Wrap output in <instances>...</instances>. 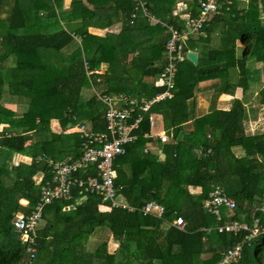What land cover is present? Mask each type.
Instances as JSON below:
<instances>
[{
	"label": "trees",
	"instance_id": "trees-1",
	"mask_svg": "<svg viewBox=\"0 0 264 264\" xmlns=\"http://www.w3.org/2000/svg\"><path fill=\"white\" fill-rule=\"evenodd\" d=\"M10 1L0 0V124L8 127L7 135L0 133V264H79V258L87 254L91 264L216 262L219 251L239 241L245 232L202 229L219 223L202 207L212 186L220 180L227 195L237 202L231 219L249 223V209L243 202L264 204V132L245 126L242 102L245 95L254 93L264 108V86H260L264 80V0H221L219 11L210 14L199 31L204 33L200 40L210 45L213 37L217 44L205 51L197 64L186 59L181 48L184 59L177 63L173 96L150 108L161 113L165 130L173 129L174 142L160 145L163 158L150 151L143 153L150 141L142 135L148 131L144 118L135 130L136 140L126 144L124 153L113 161L116 192L134 210L103 209L101 196L89 191H82L83 198L78 201V189L74 188L68 200H53L43 207L34 256L29 260L12 218L22 209L20 198L30 208L38 197L32 175L42 171L44 178L48 177L46 163L36 158H76L80 140L69 129L78 121L90 120L94 130L104 129V105L94 98L89 81L103 85L106 93L126 97L143 93L149 98L162 90L161 86L149 88L143 78L160 76L167 35L162 36L164 28L149 23L136 10L133 0H86L93 4L92 9L83 7L81 0H70L68 10H62L61 0ZM19 1L30 7L24 8ZM143 1L153 16L177 29L183 28L180 12L188 10L189 16L198 13L196 0ZM134 11L136 16L131 18ZM58 21L64 26L50 33L23 31L31 23ZM70 21L78 25L71 29ZM116 24L117 32L103 36L87 31L88 26L111 28ZM83 60L91 71L88 75ZM101 63L106 64L104 72H95ZM229 74L234 78L230 83ZM215 77L222 81L220 91L232 94L238 87L242 98H234L228 110H212L194 118L189 139L178 137L195 84ZM256 85L259 87L253 91ZM17 96L28 98L27 108L19 114L1 103L6 97ZM52 119L59 126L57 132L51 130ZM30 136L33 143L25 145ZM199 145L203 151L209 149V154H196L193 148ZM234 146L242 149L241 156L233 153ZM7 152L30 156L31 161L12 165L9 156H1ZM189 187H199L198 193ZM150 199L164 207L159 218L138 210ZM65 205L71 207L63 209ZM221 214L225 217L224 209ZM177 215L185 221L183 230L169 224ZM100 227L118 242L112 253L107 252L104 241L91 252L86 248L88 237ZM202 253L209 256L201 259ZM231 264H264V235L253 238Z\"/></svg>",
	"mask_w": 264,
	"mask_h": 264
},
{
	"label": "built area",
	"instance_id": "built-area-1",
	"mask_svg": "<svg viewBox=\"0 0 264 264\" xmlns=\"http://www.w3.org/2000/svg\"><path fill=\"white\" fill-rule=\"evenodd\" d=\"M136 10L139 11L149 23L158 24L164 28L167 38L163 47L164 65L159 76V86L162 90L149 98L139 97L137 100L130 101L123 94L106 93L90 83V90L94 98L104 105L103 117L105 125L103 130H94L90 120L78 121L73 132L79 137L78 151L76 158L71 160H51L38 156V161H44L48 169V177L44 178V173L39 172L38 178L33 177V181L38 185V197L30 206L26 214L23 215L22 223L19 226V237L25 243L24 250L27 259H31L35 252L36 231L42 224L43 207L53 200H68L74 188L78 189V201L82 200V191L97 193L101 196L103 209L111 207L124 208L128 211L134 210L116 192L114 186L115 170L113 167L114 159L124 153L126 144L136 140L135 130L139 123L146 118L148 129L153 125V116L150 111L151 106L161 100L169 99L173 96L175 87L174 79L177 72V63L181 55L178 49L181 40L189 34L197 33L206 24L210 14L217 13L223 4L221 0H196L198 13L195 16L187 15L183 19V28L177 29L171 24L163 22L153 16L146 8L143 0H133ZM136 16V12L131 13V18ZM86 70V61H82ZM97 72V69L95 70ZM91 71L86 70V75ZM146 138H152L149 131L142 134ZM159 142L172 140L165 132L156 134ZM147 143L143 147V152H148ZM193 151L196 154H209L210 150L195 146ZM94 171V172H92ZM77 202V201H76ZM106 202V203H105ZM237 202L227 195L223 183L218 180L208 192L203 200L202 207L205 212L212 214L219 223L212 227H203L206 232L215 229L217 232L238 233L244 231L242 238L232 246L220 251V257L213 264H231L241 255L244 246L249 245L251 240L258 235H264V204L247 205L243 202L242 206L248 207L250 222L231 219L232 210L237 207ZM71 207L65 205L63 209ZM225 210V217L221 211ZM138 210L143 215L159 218L163 212L162 204L155 200H147ZM260 213V216H258ZM178 230H183L185 221L179 215L175 216L169 223ZM25 236V239H22ZM204 239V238H203Z\"/></svg>",
	"mask_w": 264,
	"mask_h": 264
},
{
	"label": "crops",
	"instance_id": "crops-1",
	"mask_svg": "<svg viewBox=\"0 0 264 264\" xmlns=\"http://www.w3.org/2000/svg\"><path fill=\"white\" fill-rule=\"evenodd\" d=\"M11 2L10 0H7ZM187 1V0H185ZM20 5L24 6V8H29L30 6L27 5V2H22L19 1ZM69 3L70 0H61V7L62 10H68L69 8ZM81 4L83 7L87 9H92L93 4L88 3L86 0H81ZM5 8H8V4H5ZM44 11L40 10L39 14L44 15ZM189 11L184 10L178 14V17L180 20L183 21V19L188 15ZM152 24V23H151ZM67 25L72 29L78 25L76 21H70L67 23ZM60 26H64L61 21L58 22H52L49 24H41V23H31L29 25H26L23 29L24 33L27 32H38V33H50L55 30H57ZM118 30V25H114L111 28H96L93 26H88L87 31L91 34L97 35V36H103L106 32L111 31V32H117ZM162 36L167 35V33L162 32ZM201 36H204L203 32L199 33H192L189 34L185 39L181 40L179 43V48H180V61L184 59L182 58V49H185L184 55L187 51H194L196 53V61L198 62L199 59L204 58L205 56V51H207L210 47L215 46L217 44V39L211 37L209 39L210 45L204 42L205 40H200L199 38ZM76 40H78V37L74 36ZM199 39V40H198ZM238 51V50H237ZM164 57V56H163ZM186 58V56H185ZM187 59V58H186ZM203 60V59H202ZM196 62V64H197ZM195 65V64H194ZM106 68L105 63H101L99 67H97V73H103ZM110 77L116 78L112 75H109ZM118 78V77H117ZM229 83L234 81V78L232 77V74H229L228 76ZM143 80L147 83L148 87L151 88L152 86H159V76L154 77V76H145ZM127 81V80H126ZM221 79L219 77L215 78H208L204 80H200L195 84V87L193 89L192 96L187 99L186 101V107L188 110V116L185 121H183L180 125V130L178 133V137L186 140L189 139L191 132L193 130V125H192V120L194 118L203 116L212 110H228L229 107L231 106L232 100L234 98L241 99L242 98V92L238 87H235L233 90L232 94L225 93L219 90ZM97 86V85H96ZM260 86H264V80L260 84ZM98 88L104 89L103 85L97 86ZM254 87V86H253ZM259 85H256L253 88V91H255ZM252 89V88H251ZM250 89V90H251ZM254 94V93H253ZM253 94L249 93L242 98V102L245 108V114H246V121H245V126L248 125L249 129L252 130L257 126V123L261 120H264V108L261 105H258L256 100L253 97ZM144 94H135L133 96L128 97L130 101L132 100H137L139 97H145L143 96ZM148 95V94H147ZM146 98V97H145ZM3 105L7 106L8 108L12 109L16 113H20L23 110L27 108L28 105V98L22 97V96H17V97H11L8 99H3L1 102ZM152 116H153V125L151 128L148 129V131L151 133L152 138H149L150 141L147 142L148 145V151L158 154L160 157L163 158V153L161 152V147L160 145L163 143L167 142H174V140H169L167 142H159V140L156 137V134H159L160 132H165L168 136H171L172 128H169V130H165L163 127V121H162V115L158 111H151ZM263 119V120H262ZM57 125V121L55 119L51 120L50 127L52 131H56L55 128H53L51 125ZM6 124H0V133L1 131L4 132V134H8L6 132L7 129ZM57 132V131H56ZM264 132V130H262ZM33 138L30 136L28 137L25 141V145H29L33 143ZM232 151L236 156H241L243 151L239 146H234L232 147ZM144 153V152H143ZM7 158L9 156V162L12 165H17L18 163H23V164H29L31 161L30 156L23 155L17 152H12V153H1V156ZM1 160V159H0ZM40 171H37L32 175L31 178L35 177L38 178V174ZM3 180L8 179L6 176H1ZM189 190L196 194L199 191V187H189ZM23 199V198H22ZM25 200V199H24ZM20 204V203H19ZM24 206H22V209L19 212H22L23 215L27 213L29 208H27V202H24ZM167 225V224H165ZM164 225V226H165ZM163 226V227H164ZM162 236L159 238V242H162ZM202 240L203 237H202ZM105 242L106 243V250L109 253H112L118 246L117 240H115L110 232H108L107 229L105 228H97L95 229L92 234L88 237L87 243H86V248L89 252H91L95 245H97L100 242ZM220 252V251H219ZM209 256L208 253H202L200 255L201 259H206ZM79 264H91V256L90 254L83 255L79 258Z\"/></svg>",
	"mask_w": 264,
	"mask_h": 264
},
{
	"label": "water",
	"instance_id": "water-1",
	"mask_svg": "<svg viewBox=\"0 0 264 264\" xmlns=\"http://www.w3.org/2000/svg\"><path fill=\"white\" fill-rule=\"evenodd\" d=\"M186 58L192 63L196 64V53L194 51H187L185 53ZM24 202L26 203V200L20 198L19 203L22 204L23 206L25 205ZM22 218H23V213L22 212H16L14 217L12 218V223L15 224V229L18 230L19 226L22 223ZM22 239H25V236H22ZM220 254V252H219Z\"/></svg>",
	"mask_w": 264,
	"mask_h": 264
},
{
	"label": "rangeland",
	"instance_id": "rangeland-1",
	"mask_svg": "<svg viewBox=\"0 0 264 264\" xmlns=\"http://www.w3.org/2000/svg\"><path fill=\"white\" fill-rule=\"evenodd\" d=\"M244 2H247V0H244ZM260 15H261V14H260ZM239 50H240V49H239ZM254 65H258V64L255 63ZM83 120H86V119H83ZM83 120H81V121H83ZM262 120H263V119H262ZM51 126H52L53 128H55L56 131H59V130H60L58 125L53 124V125H51ZM74 126H75V125H72V126L70 127L69 130H73ZM255 128H259V129H261V130H264V120H263V121L260 120V121L257 123V126H256ZM255 128H254V129H255Z\"/></svg>",
	"mask_w": 264,
	"mask_h": 264
}]
</instances>
